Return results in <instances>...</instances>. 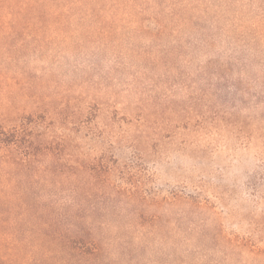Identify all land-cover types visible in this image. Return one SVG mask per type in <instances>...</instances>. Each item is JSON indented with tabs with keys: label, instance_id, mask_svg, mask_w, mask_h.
Masks as SVG:
<instances>
[{
	"label": "rangeland",
	"instance_id": "374dc122",
	"mask_svg": "<svg viewBox=\"0 0 264 264\" xmlns=\"http://www.w3.org/2000/svg\"><path fill=\"white\" fill-rule=\"evenodd\" d=\"M0 264H264V0H0Z\"/></svg>",
	"mask_w": 264,
	"mask_h": 264
},
{
	"label": "trees",
	"instance_id": "16d2710c",
	"mask_svg": "<svg viewBox=\"0 0 264 264\" xmlns=\"http://www.w3.org/2000/svg\"><path fill=\"white\" fill-rule=\"evenodd\" d=\"M8 142V141H7Z\"/></svg>",
	"mask_w": 264,
	"mask_h": 264
}]
</instances>
